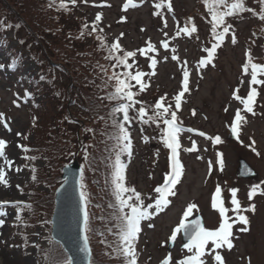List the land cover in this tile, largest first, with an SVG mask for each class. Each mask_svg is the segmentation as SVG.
Segmentation results:
<instances>
[{
    "label": "rangeland",
    "instance_id": "rangeland-1",
    "mask_svg": "<svg viewBox=\"0 0 264 264\" xmlns=\"http://www.w3.org/2000/svg\"><path fill=\"white\" fill-rule=\"evenodd\" d=\"M65 1L72 4L71 0ZM163 1L164 6L156 9L154 8L156 0H132V4L137 6L133 7L130 4L125 11L123 9L127 0H87V2L76 0L79 10L77 14L85 16L90 29H92L96 14H102L98 28L103 29L109 45L123 33L119 43L124 50L134 51L146 47V41L149 40L156 46V52L148 53L147 56L137 53L135 58L134 71L149 73L143 78V82L148 85L145 90L147 91L146 96L152 91L156 101L161 96H166L165 105L171 104L175 110L174 97L181 90L183 71L187 70L190 73V92L182 97L181 109L177 116L181 120L178 124L182 129L191 128L195 131H182L178 134L181 145L178 159L182 164V176L175 187L176 195L168 197L171 203L158 215H153L150 220L141 222V231L134 242L137 263L159 264L171 254L172 264H176L177 261L189 255L190 253L183 248L180 234L169 246L168 237L171 229L178 223L183 209L190 202L198 205V210H194L193 214L201 215L205 227L210 230L218 227L220 216L218 210L211 207V196L216 186L219 185L222 189L224 207L229 210L226 213L228 217L235 219L231 205V188L239 190L237 199L242 209H247L254 204L255 211L241 213L249 218L247 226L238 221L233 224L234 247L231 250L225 247L216 251L224 257L226 264H248L249 257L251 264H264V195L259 194L260 190H258V194L252 200L248 199V192L253 185L261 184V188H264V183H262L264 182V85L251 86L255 87L258 92L253 104L255 114L242 112L246 119L241 122L238 129L239 139L229 137V125L234 118L235 111L243 107L233 98V91L238 88V95L246 98L250 90L249 74H242V65L246 58L245 45L250 43L249 37L256 30L258 22L249 13H246L240 21H231L230 24H233L235 28L236 42H232L233 32H229L216 49L213 60L206 66L200 67L199 60L207 55L203 49L215 43L209 33L208 13L198 0H170L171 11L167 7L169 0ZM247 1L249 7L257 8L256 0ZM154 12H159L161 15H154ZM161 17L167 20V28L164 27ZM188 17L194 19L197 32L191 36L181 34L176 37L178 26L183 27ZM122 18L125 19L122 20ZM164 32L168 33L169 50H165L160 44L165 39ZM7 37L8 47L16 48L26 58L22 61L21 69H11L8 57L0 50V65H4L0 68V113L4 115V121L0 122V139L7 141L5 155L15 162L10 171L7 165H4L6 178L11 186L5 188L0 185V200L24 201L28 192L21 191L17 185L23 187L29 184L30 173L28 165L22 159L21 147L18 145H22V139L25 137H27L26 140L34 141L36 130L31 121L33 117L38 116L34 114L33 101L25 97L24 88L32 89L26 77L38 76L39 68L33 60L28 58V52L26 53L19 46V42L12 39L11 32L7 33ZM262 40L263 37L258 38L256 46L251 43L248 45L252 48L253 56L260 55L259 43ZM173 48L176 49L175 53L171 51ZM173 55H177L179 59L173 60ZM165 57H167L166 60ZM150 58L157 60L154 69L149 67ZM185 61H187L186 65ZM153 71L155 75H151ZM258 78L264 79V76ZM55 83L63 86V78L59 77ZM41 100L42 95H39L37 91L35 101ZM17 104L19 106H16ZM225 107L229 108L228 112L224 111ZM193 110H196L194 116L192 115ZM117 119H122V114H117ZM38 120L41 122L42 118ZM5 122L11 131L4 127ZM129 131L131 151L130 154L127 153L121 157L124 175L128 183L144 193V205L147 206L152 204L157 196L153 191L154 188L163 184L166 175L170 173V150L166 153L160 148L157 152L158 159L154 161L152 149L155 145L150 141L152 145L148 146L146 141L142 140L137 127L131 126ZM199 131L209 136L219 135L223 142L213 145L206 137L199 136ZM17 133L21 135L17 136ZM145 134L148 136L150 133L146 131ZM252 140L255 141V152L252 150L253 146H250ZM193 141L198 150L184 151L192 147ZM218 152L222 153L220 158L222 163L218 160ZM256 152L260 155H256ZM241 158L257 172L255 179L245 180L236 176L237 163ZM35 163L38 166L43 165L40 159ZM210 163L211 171L209 172ZM16 167H20L22 171H15ZM38 189L47 190L43 185H40ZM0 211L6 213L5 216H0V219L4 220L3 226L0 227V264H39L36 245L47 246L46 241L39 240V237L45 234L43 227L35 228L36 236L31 239L34 245L23 252L16 236L11 231V221L15 217L14 209L12 206L5 205ZM150 211L155 212V209H150ZM149 224L154 227L150 228ZM244 227L249 230L241 231ZM206 252L211 254L205 255L202 259L206 264H215L211 242L206 246Z\"/></svg>",
    "mask_w": 264,
    "mask_h": 264
},
{
    "label": "trees",
    "instance_id": "trees-1",
    "mask_svg": "<svg viewBox=\"0 0 264 264\" xmlns=\"http://www.w3.org/2000/svg\"><path fill=\"white\" fill-rule=\"evenodd\" d=\"M156 1L164 4L163 0ZM198 1L208 13L209 33L212 36L210 13L206 10L204 0ZM247 2L243 0L245 8L252 9ZM255 5L257 8H253L254 12L236 13L226 17V23L240 21L246 13L254 16L258 25L249 37V42L256 46L257 39L263 37L259 43L260 55L253 56L248 43L245 45V57L248 53L251 63L264 64V20L259 18L264 12H261L260 0H256ZM208 6H211V0ZM78 11L76 3L70 4L65 0H0V50L8 57L9 68L21 69L26 56L16 48L8 47V32L12 33V39L19 42V46L28 52V58L39 68L38 76L26 77L32 89L24 88L25 97L33 101L34 114L38 115L31 121L36 130L34 141L22 139V145L30 151L25 152L21 148L22 159L28 165L30 183L20 187V190L28 192L22 202L31 205V209L24 208V203L19 205L22 211L21 218L17 220V207L12 206L15 217L11 221V231L25 252L34 245L31 239L36 236L35 228L43 227L45 234L41 236V241H46L47 246L37 244L39 264H50L49 254L56 260L68 258L61 245L51 238L50 220L55 205V190L62 183V168L76 157L81 166L80 182L84 184V190L89 195L90 264H125L122 252L116 251L120 247L116 228L118 212L111 183L113 165L119 149L114 147L116 142L109 138L115 131L110 112L124 101L108 99L116 86V77L113 69L115 62L106 59L111 47L107 37L103 31L90 34L92 29L83 27L88 24L87 19L83 14H77ZM193 24L196 26L193 18L191 22L186 19L183 27L190 28ZM230 25V32H234V25ZM97 36L104 38L103 43L97 40ZM128 62L132 63L131 60ZM246 62L247 58L243 65ZM121 71L120 68L115 69L117 74ZM250 72L249 68V78ZM59 77L63 78V86L55 83ZM37 91L42 95L39 102L35 101ZM132 91L136 93L134 98L143 102L151 115L156 102L153 98L154 92L146 96L147 91L140 92L138 87ZM139 107L140 104H136L129 110V116L133 117L131 126L138 128L142 140L148 146L155 145L152 152L153 160L157 161L160 148L166 153L169 152L162 140L163 123L160 121V127H157L156 123L138 122L135 117ZM41 118L40 122L38 119ZM178 122L181 120L178 119ZM146 131L150 133L148 136ZM125 154L127 153H121V157ZM24 157L36 159L28 160ZM38 159L42 160L43 165L38 166L35 163ZM33 167L34 173L31 170ZM33 175L35 180L32 179ZM124 183L126 187L134 188L140 193L144 202V193L136 190L126 178ZM40 185L47 190H39ZM128 195L131 193H125V197ZM109 229L112 231L109 232Z\"/></svg>",
    "mask_w": 264,
    "mask_h": 264
},
{
    "label": "snow or ice",
    "instance_id": "snow-or-ice-1",
    "mask_svg": "<svg viewBox=\"0 0 264 264\" xmlns=\"http://www.w3.org/2000/svg\"><path fill=\"white\" fill-rule=\"evenodd\" d=\"M73 4L76 3V0H71ZM87 2V0H85ZM206 5V10L210 13V23H211V35L215 41L211 45V47L203 49L206 52V57L201 58L199 60V66L204 67L209 64L213 58L216 49L222 44L225 40V36L230 32L232 25L226 23V17L232 16L236 13L242 11L254 12L253 9L245 8L243 0H233V2L229 3L228 0H211V6L209 7V0H204ZM262 5L261 12H264V0H260ZM133 7L137 6L132 4V0H127V3L124 6L123 10H127L129 5ZM63 3H61V7H63ZM163 3H155L154 8L161 9L163 7ZM168 10L171 11V3L167 4ZM255 14V13H254ZM154 15H161L159 12H154ZM163 20V25L167 28V20L161 17ZM259 18L264 20V15H260ZM125 18H122V20ZM102 20V14L97 13L95 16V20L92 22V31L90 34H95L97 32H102V28H98L99 22ZM192 18H188V22H191ZM2 23V22H0ZM177 25L179 22L177 21ZM84 28H88L89 25L85 24ZM143 31V29H141ZM197 32L196 26L193 24L192 27H179L175 34L176 37H179L181 34L191 36L193 33ZM83 35V32L81 33ZM123 33L120 34V37L114 40L111 44L110 49H108V56L106 59L113 60L115 63L113 64L114 76L116 77V86L112 93L109 94V100H120L124 101L123 103H119L116 107H114L110 116L112 119V127L115 129L113 133L109 135V138L114 140L116 143L114 145L115 148H118L119 151L116 153L113 172H112V186H113V195L117 202V212L116 216L117 224L116 228L118 229V237L120 242V247L116 249V251L122 252V255L125 259V264H137V253L135 250L134 242L137 239L138 233L141 231V222L144 220H150L153 215H158L165 207H167L171 201L168 199L169 196H175L176 191L175 187L179 183L180 178L182 176V164L178 159V153L181 148L178 134L182 131L193 132L194 129L187 128L182 129L178 124V116L177 113L181 109L182 97L185 96L186 93L190 92L189 88V76L190 73L187 70L183 71V80L181 84V90L174 97V109L171 104L165 105L166 96H161L153 106L152 114L148 113V110L144 106L143 102L137 101L134 97L136 95L135 92L132 91L133 88L138 86L140 92L146 90L148 85L143 82V78L149 73H145L140 70H135L134 66L136 64V56L139 53L141 56H147L148 53L156 52V46L149 40L146 41V47H142L140 49L134 51L124 50L120 45L119 40L123 37ZM165 39L160 42L161 46L165 50H169V40L167 39L168 33H163ZM255 35V34H254ZM97 40L103 43L104 38L101 36H97ZM232 42H236V37L233 32L232 34ZM173 53H175L176 49H171ZM122 53V55H121ZM247 62L242 65V74L248 75L249 68L250 72V90L247 93L246 98H242L238 95L239 89H235L233 91V98L239 101L242 104V109L238 108L235 111L234 118L232 119L229 127L233 137L239 139L238 129L240 128L241 122L245 121V116L242 115V112L255 114L253 111V104L255 98L258 95L257 89L255 87H251L252 85H264V79H259L258 77L264 76V64L260 63H251L250 55L246 53ZM167 57H165V60ZM173 60H178L179 57L177 55L172 56ZM131 60L132 63L128 61ZM157 64V60L155 58H150V68H155ZM187 64V61L184 62ZM4 65H0V68H3ZM14 67V65L12 66ZM120 68L122 71L120 73H116L115 69ZM199 70V69H198ZM151 75H155L153 71ZM122 77V78H121ZM111 79V78H110ZM134 82V83H133ZM243 83V81H241ZM28 95V93H26ZM15 103V101H14ZM136 104H140L138 112L136 114V119L138 122L142 124H147L149 122L156 123L157 127H160V121H162L164 127L162 129V140L167 149L170 150L169 162H170V173L166 175L165 181L163 184L156 186L154 188V192L157 194L154 202L152 204L144 205L141 194L136 192L134 188H128L125 186V175H124V165L121 162V153L130 154L132 143H131V133L129 128L131 127L133 117L129 116V110L134 108ZM16 106H19L18 104ZM225 112L229 111L228 107H225ZM117 114H122L123 118L117 119ZM170 115V118H169ZM192 115H196V110L192 111ZM206 119V117H205ZM4 121L3 113H0V122ZM125 125H128L126 127ZM4 127L11 131L8 128V124L5 122ZM89 131H92L89 129ZM20 133H17V136H20ZM198 135L201 137H206V139L210 140L213 145L221 144L222 138L219 135L209 136L203 131H199ZM27 139V137H25ZM255 141L252 140L250 146L252 150L255 152L256 149L254 147ZM7 147V141L4 139H0V185H3L5 188L10 187V183L6 178V171L4 165H7L8 170H12L14 166V161L8 159L5 155V148ZM21 147L23 151L27 152L30 149L24 147L23 145H18ZM198 150L196 143L192 142V147L184 149V151L192 152ZM85 151H87L85 149ZM256 155H260L259 152H256ZM218 160L222 157V153H217ZM28 160H35L36 157H24ZM200 157H198L199 159ZM222 163V160H220ZM33 173L35 172V168L31 169ZM222 170V169H221ZM15 171L20 172L22 169L20 167H16ZM211 171V163L209 165V172ZM32 179L35 180V175L32 176ZM264 183V182H262ZM79 186V211L81 213V238H82V247L79 249L85 255H89L91 252L89 246V235L88 233L91 231L90 228V214L88 211L89 204V195L84 190V184L78 181ZM17 188L20 189V186L17 185ZM264 195V188H261V184L253 185L248 192V199L252 200L254 196L258 194ZM22 191V190H21ZM237 188H231V205L233 206L232 211L235 213V219L228 217L226 213L229 211L226 207H224L223 199H222V189L219 185L216 186L212 196H211V207L215 210H218L220 220L219 225L214 230H210L205 227L200 218L189 219L190 215L194 210H198V205L194 202H190L186 205V207L182 211V215L179 217L178 223L171 229V234L168 237L169 242H174L177 239L178 234H182L186 239L187 243L183 244V248L187 250L189 255L185 256L183 259L176 262V264H206L205 260L202 259L207 254L206 246L211 242L212 245V253L213 260L215 264H226L224 257L220 254V252L216 251L218 249L227 248L231 250L234 247L232 242L233 232L232 227L233 224L237 221L247 226L249 224V218L247 215L241 214L242 212L247 211H255V205L252 204L247 209H242L240 201L237 199ZM125 193H131L125 197ZM151 199V197H149ZM22 201H9V200H0V209H2L5 205L17 207V220H19L20 212L22 209L19 207ZM24 208L31 209V205L24 203ZM155 209V212L150 211V209ZM127 209V211H125ZM6 213L0 211V216H5ZM231 221V222H230ZM44 223H47L45 221ZM4 224V220L0 219V227ZM149 227H154V225L149 224ZM247 227L241 229V231H248ZM112 230L109 229V232ZM38 247V245H36ZM48 259L50 264H73V260L71 257L64 260H56L48 255ZM160 264H172L171 254L166 256ZM248 264H251V258H248Z\"/></svg>",
    "mask_w": 264,
    "mask_h": 264
},
{
    "label": "water",
    "instance_id": "water-1",
    "mask_svg": "<svg viewBox=\"0 0 264 264\" xmlns=\"http://www.w3.org/2000/svg\"><path fill=\"white\" fill-rule=\"evenodd\" d=\"M230 138H233L230 131ZM81 166L76 157L73 161L62 168V183L56 188L54 196V209L51 216V238L61 245L68 258L71 257L73 264H90V256L85 255L79 249L82 247L81 238V213L79 211V186ZM236 176L241 179H255L257 172L244 160L239 159L237 163ZM200 218L195 214L191 219ZM182 243L187 239L181 234ZM174 242H169L171 246ZM160 264V263H159Z\"/></svg>",
    "mask_w": 264,
    "mask_h": 264
}]
</instances>
